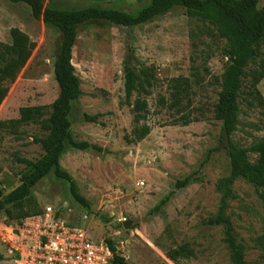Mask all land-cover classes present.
Segmentation results:
<instances>
[{
    "label": "rangeland",
    "instance_id": "rangeland-1",
    "mask_svg": "<svg viewBox=\"0 0 264 264\" xmlns=\"http://www.w3.org/2000/svg\"><path fill=\"white\" fill-rule=\"evenodd\" d=\"M53 1L58 7L100 3L127 11L145 2ZM263 6L264 0H259L258 7ZM13 27L26 33L35 48L0 105V121L17 118L21 107L48 106L57 96L53 62L61 33L33 18L27 5L0 0V42H10L9 30ZM224 44L210 25L188 17L182 7L140 26H116L104 20L80 25L71 61L82 95L72 106L70 133L74 140L95 144L102 151L66 146L59 160L86 199L87 208L73 200L68 182L49 173L31 192L39 209L52 208L61 219L83 226L94 240H112L129 264H230L222 241L223 228L204 224L217 212L219 194L215 183L229 171L225 150L217 148L221 123L213 118L212 111L221 73L229 64L222 55ZM149 65L156 78L147 97L150 132L141 141L128 143L124 136L133 125L130 108L121 103L125 70ZM176 76L188 77L192 82L191 117H197V121L187 126L174 125L173 117L180 114L172 116L157 106L159 96L167 97V81ZM257 88L264 100V78ZM246 100L250 98L241 95L238 125L232 135L233 141L243 147L264 137L263 108L257 100L249 107ZM84 115H98V123L85 121ZM34 135H42L36 122L19 127L16 135L0 132L3 195L20 183L24 166L16 158L40 157ZM254 158L250 155V160ZM188 175L195 180L175 189L174 182ZM232 189L235 197L229 201L226 214L245 247V264H264L255 243L264 234V201L260 197L264 190L240 179ZM171 191L167 204L151 213ZM17 223L7 220L0 210V264L15 262ZM180 245L192 255L173 263L165 253Z\"/></svg>",
    "mask_w": 264,
    "mask_h": 264
},
{
    "label": "trees",
    "instance_id": "trees-1",
    "mask_svg": "<svg viewBox=\"0 0 264 264\" xmlns=\"http://www.w3.org/2000/svg\"><path fill=\"white\" fill-rule=\"evenodd\" d=\"M7 1L27 5L33 18L61 33L59 52L53 62L56 98L48 106L21 107L17 118L0 121V132L6 134L16 135L19 127L30 122L38 123L42 133L40 136H33V142L41 149L40 157L36 160L17 157L16 161L24 166L20 183L5 195L0 191V210L7 220L17 221L19 224L25 217L42 212L31 192L49 173L68 182L75 202L82 207L89 206L78 192L73 178L59 164L66 146L77 150L102 151L95 144L74 140L70 133L69 116L72 106L82 95L80 81L71 61L78 27L91 20H104L116 26H140L175 7H182L188 17L210 25L215 34L225 41L222 55L228 59L229 64L221 73L220 90L212 111L213 118L221 123L217 148L225 150L229 171L215 183V190L219 194L217 212L206 218L204 224L223 228L222 241L228 250L230 264H245V247L237 239L226 210L229 201L235 197L232 187L236 180H243L256 189L264 190V137L246 147L236 144L232 139L238 125L241 95L250 98L246 100L249 107L257 100L263 108L264 117V100L257 88L264 78V6L258 7L259 0H145L138 9L128 11L100 3L58 7L53 0L48 3L44 0ZM9 35V43L0 42V105L35 48V43L19 28H10ZM192 74L197 75L195 71ZM155 80L152 65L125 70L124 97L121 103L130 108L133 125L130 133L124 136L128 143H137L150 132V126L146 122L149 114L147 97L151 94ZM191 87L192 82L188 77H172L167 81V97L159 96L157 99V106L161 109H166L172 116L180 114L173 117L174 125L187 126L197 121V117H191ZM97 117L98 115H84V120L98 123ZM250 155L255 156L254 160H250ZM194 180L193 175H188L176 180L174 188H184ZM172 194L173 191L160 199L150 212H159ZM260 197L264 201L263 192ZM105 241L112 253L110 264H129L118 254L112 240ZM255 243L264 256V234L257 237ZM188 254L192 255V252L180 245L167 250L165 256L176 263L179 258Z\"/></svg>",
    "mask_w": 264,
    "mask_h": 264
},
{
    "label": "built area",
    "instance_id": "built-area-1",
    "mask_svg": "<svg viewBox=\"0 0 264 264\" xmlns=\"http://www.w3.org/2000/svg\"><path fill=\"white\" fill-rule=\"evenodd\" d=\"M14 240V264H110L112 258L105 240H94L50 207L17 224Z\"/></svg>",
    "mask_w": 264,
    "mask_h": 264
}]
</instances>
